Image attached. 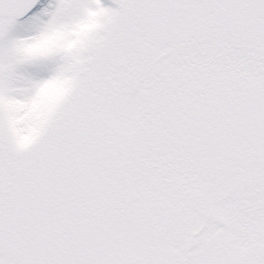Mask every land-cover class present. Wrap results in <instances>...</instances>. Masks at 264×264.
<instances>
[{"label": "snow or ice", "instance_id": "6c2138e0", "mask_svg": "<svg viewBox=\"0 0 264 264\" xmlns=\"http://www.w3.org/2000/svg\"><path fill=\"white\" fill-rule=\"evenodd\" d=\"M0 264H264V0H0Z\"/></svg>", "mask_w": 264, "mask_h": 264}]
</instances>
